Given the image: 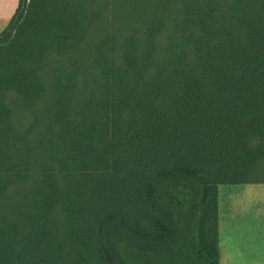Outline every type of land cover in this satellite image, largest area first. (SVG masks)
<instances>
[{
	"label": "trees",
	"instance_id": "obj_1",
	"mask_svg": "<svg viewBox=\"0 0 264 264\" xmlns=\"http://www.w3.org/2000/svg\"><path fill=\"white\" fill-rule=\"evenodd\" d=\"M255 183L264 0H18L0 264H218V187Z\"/></svg>",
	"mask_w": 264,
	"mask_h": 264
},
{
	"label": "rangeland",
	"instance_id": "obj_2",
	"mask_svg": "<svg viewBox=\"0 0 264 264\" xmlns=\"http://www.w3.org/2000/svg\"><path fill=\"white\" fill-rule=\"evenodd\" d=\"M18 0H14L15 8L17 6ZM0 23V31L3 29ZM257 190H263V188L258 185H221L219 187V202L220 207L225 210L226 205L227 209L235 210V219L233 217V225L231 226L232 217L227 219L222 218V229L220 233V248L231 252V257H228L227 264H244L243 260H246L247 253L251 247L249 246V239L252 235L250 227L247 225V214L246 220L241 214L238 215L243 205L247 202H252L256 199H261V194ZM250 194V196H248ZM220 208V213L222 209ZM237 214V215H236ZM220 264H222L220 262ZM224 264V263H223Z\"/></svg>",
	"mask_w": 264,
	"mask_h": 264
},
{
	"label": "crops",
	"instance_id": "obj_3",
	"mask_svg": "<svg viewBox=\"0 0 264 264\" xmlns=\"http://www.w3.org/2000/svg\"><path fill=\"white\" fill-rule=\"evenodd\" d=\"M15 11L14 0H0V23L4 28L8 23L9 19L13 15ZM2 30V29H1ZM247 185H258L263 188L264 183H255V184H247ZM220 187V186H219ZM219 187H218V249H219V260L223 264H227L228 257H231V252H227V250H223L220 248V233L222 229V218L227 219L232 217L231 226L233 225V217L237 211L227 209V205L225 210L220 207L219 202ZM261 194V199L253 200L252 202H247L242 206L240 212L238 213L244 216L246 220L247 214V225L250 227L252 231V235L249 239V252L247 253L246 260H243L244 264H264V193L263 190H257ZM250 196V194H248ZM220 208L222 209L220 213ZM237 215V214H236ZM235 219V217H234ZM229 219H227L226 223Z\"/></svg>",
	"mask_w": 264,
	"mask_h": 264
}]
</instances>
